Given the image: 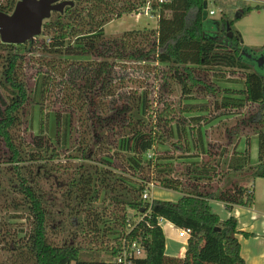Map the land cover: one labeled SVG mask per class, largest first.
<instances>
[{"label": "trees", "instance_id": "1", "mask_svg": "<svg viewBox=\"0 0 264 264\" xmlns=\"http://www.w3.org/2000/svg\"><path fill=\"white\" fill-rule=\"evenodd\" d=\"M16 1L0 0V12L10 13ZM70 1L44 20L33 39L0 40V212H23L5 223L22 226L3 230L0 220V264H111L122 237L140 239L145 255L136 264H246L236 218L221 219L209 201L227 210L250 207L253 193L240 182L245 176L264 178V75L241 53L264 55V45L259 52L242 48L225 8L211 20L207 0ZM146 3L157 14L155 28L106 37L107 23ZM258 8L243 6L242 12ZM160 65L171 85L165 78L155 85ZM234 70L241 72L239 89L228 86L237 82L230 77ZM198 72H210L211 80L206 83ZM148 79L158 87L159 100L150 98ZM173 86L181 101L192 98V86L207 92L217 113L201 114L210 111L205 103L185 110L200 114L185 116L165 98L164 90L170 93ZM229 115L236 117L233 124L221 119ZM215 121L218 131L205 128ZM166 146L181 153L159 152ZM61 154L100 166L75 168L61 191L52 193L64 203L53 212L43 175ZM149 183L180 197L144 201ZM159 219L189 230L182 258L165 254ZM106 238L114 241L103 246L108 259L88 256Z\"/></svg>", "mask_w": 264, "mask_h": 264}, {"label": "rangeland", "instance_id": "2", "mask_svg": "<svg viewBox=\"0 0 264 264\" xmlns=\"http://www.w3.org/2000/svg\"><path fill=\"white\" fill-rule=\"evenodd\" d=\"M213 8V6L211 4L207 5V11H208V18L211 20H218V13H216L215 15H210L209 14V10ZM142 10V9H141ZM141 10H139L138 12H134L131 14H124L122 15L120 18L115 19L109 23H107L104 26V33L106 35V37H111V36H119L122 33L126 32V31H130L132 29H142L144 27H148V28H155L156 24H157V14L153 13L152 16H144L139 15L141 14ZM213 33V32H212ZM214 34L220 35L218 32H214ZM255 38V37H253ZM259 52L262 47L259 48H254ZM85 59V58H84ZM249 59V58H248ZM250 64H252L254 66V70L261 74L264 75V69L260 70L261 67H259L255 61H250ZM128 65H132V63H127ZM166 70L165 67L163 65H160L157 69L158 73L156 74V80H154L155 85H158V82L160 81V79H162L164 77V72H160L161 70ZM207 74H205V72H198L197 74L200 75V77H202L204 79V81L207 83V81H210L211 79L209 78V73L210 72H206ZM232 74L230 75V77L232 79H235L234 84H228L229 87H234V89H239L241 87V84L239 82H241V72L239 70H234L233 72H231ZM133 77L136 78L137 76H135V74H133ZM167 79V78H165ZM168 84H167V82ZM165 81L166 85H171V82H169V79H167ZM148 85V90L150 92V98L154 99V100H159V90L158 87L156 88V86L154 85L153 88V83L150 79L147 80ZM173 85V84H172ZM197 87L192 86L191 87V92L190 95H192V98L189 100H183L181 101L180 98V90L178 88V86H173L172 90L170 91V93H167L166 90H164V92L166 93V97L170 103H172L176 109L179 111L184 112L183 114H185V116L189 117V116H193V115H197L200 114L199 111H192V112H185V110L187 108H191L192 110L199 108V107H195V105H201V104H205L207 103V108H210V111H203L201 112V114L204 115H208L211 116V114H215L217 113L216 111H213V108L211 107L212 105L209 104L208 99L209 96L207 94V92H203L200 89L196 90ZM49 106H53L50 103L48 104ZM153 105V103H152ZM188 105V106H187ZM155 106V104H154ZM243 112L248 113L247 108L243 109ZM233 115V114H232ZM222 116L221 119L223 121L226 122V124H233L235 122V116ZM237 115V114H236ZM38 123H39V117H38V112L37 109L34 111L33 113V118H32V125H33V129L34 131H37L38 129ZM216 123L217 121L213 122L210 125H207L205 128L210 130V129H215L214 131L217 130L216 127ZM210 128V129H209ZM218 131V130H217ZM49 134L51 136L54 135V122L53 119H50L49 122ZM209 139V138H208ZM213 139H217L219 140V136L217 135V133H213ZM221 142L226 143L227 139L225 137H221L220 138ZM254 140V138L252 139V141ZM242 142H240L239 146H242ZM159 152L163 151L166 149V151L171 154V155H178L179 153H181L180 150H174L173 147H159ZM82 165L83 167H89V168H94V166H100V164H97L96 162L90 161V160H86V159H82V158H76V157H68L66 154H61V157L57 160H54L53 162L50 163V165H48L47 167V171L44 173L43 178H44V189L49 190V199H50V203L52 204L51 210L54 211H60V209H63L64 207V203L57 197V195H53L52 193H54V191H61L60 186L61 185H65V179L72 174V172L75 170V168H77L78 166ZM178 167V166H176ZM245 176V175H243ZM242 177V176H240ZM244 178H250V176H245ZM240 179V178H239ZM150 194H151V198L152 199H165V200H175L176 198H178L179 193L175 192V191H171V190H166V189H162L158 186H155L153 188H151L150 190ZM170 198V199H169ZM209 203H211L212 206V211L213 210H217L218 214H220L219 212L221 211L220 209H218L220 202H218L217 200H210ZM98 206L101 207L103 206L102 202L99 201ZM109 209V208H108ZM225 211H227V209L224 208ZM66 211V210H65ZM23 214L22 211L20 210H12L10 209L8 211V213L5 212H0V220H1V224L3 225V230L5 229V227H16V226H22L20 222H17L16 224H10L5 226V223H7V216L10 215H16V216H21ZM58 219V215L56 216ZM12 220V219H11ZM73 220V219H72ZM67 222H71L70 217L66 218ZM9 222V223H13ZM8 223V224H9ZM26 224V223H25ZM16 225V226H15ZM67 229H73L69 224H67ZM161 229H162V233L164 236V239H168L170 237H172L173 239H175L177 242H179L180 244H183L184 246H187V236H178V232L180 230V228L175 225L174 223L170 222V221H165L161 224ZM3 237L2 235L0 236V238ZM252 237V236H250ZM100 241H97V246H96V252H92L90 251L88 256H93L95 259H108L107 253L104 252L103 250V246L105 247H111V245L114 244V241L111 238H106L104 240V244L101 245L99 243ZM184 255L182 256H170V257H177V258H182Z\"/></svg>", "mask_w": 264, "mask_h": 264}, {"label": "crops", "instance_id": "3", "mask_svg": "<svg viewBox=\"0 0 264 264\" xmlns=\"http://www.w3.org/2000/svg\"><path fill=\"white\" fill-rule=\"evenodd\" d=\"M207 2L213 6L209 11H214L213 15L218 13L217 19L222 16V13L233 19V28L239 32L242 38V48L254 51L256 50L254 48L264 45V0H207ZM255 5H260L261 8L252 9L248 13L242 12L240 17H235V13L243 6L253 7ZM222 8L225 9L221 13ZM250 155L252 164H256L258 161L256 140L251 143ZM240 184L251 188L254 196L252 205L250 207L234 205L230 210L225 211L224 205L220 203L221 205L218 207L221 210L220 214L217 210H213V212L218 214L221 219H227L230 216L236 218L238 230L236 238L240 243V255L245 263L264 264V178H244ZM178 198L171 201H176ZM209 204L211 206V203ZM165 221L167 220L159 219L160 226ZM244 232L250 235L245 236ZM185 250L186 245L180 244L172 237L165 240L167 256L180 257L184 255Z\"/></svg>", "mask_w": 264, "mask_h": 264}, {"label": "water", "instance_id": "4", "mask_svg": "<svg viewBox=\"0 0 264 264\" xmlns=\"http://www.w3.org/2000/svg\"><path fill=\"white\" fill-rule=\"evenodd\" d=\"M66 5H72L70 0H17L10 13L0 12V40L2 43L22 44L41 33L44 20L52 12H62ZM242 9L235 13L240 17ZM248 58H253L259 67L264 63V55L252 57V54L241 52Z\"/></svg>", "mask_w": 264, "mask_h": 264}, {"label": "built area", "instance_id": "5", "mask_svg": "<svg viewBox=\"0 0 264 264\" xmlns=\"http://www.w3.org/2000/svg\"><path fill=\"white\" fill-rule=\"evenodd\" d=\"M166 0H158L159 3H162ZM141 14L144 16H152L153 12L150 9V3H146V5L142 8ZM210 15L214 14V11H209ZM155 187L153 183H149L148 187L143 191L141 198L144 201L151 202L152 198L150 197V190L151 188ZM144 215H140L134 219V221L138 222L144 218ZM129 230V229H128ZM179 236H187L189 235L188 229H180L178 232ZM145 252L144 248L141 245L140 239L137 238H127L122 237L120 247L118 253L112 260L111 264H136L135 261L144 257Z\"/></svg>", "mask_w": 264, "mask_h": 264}]
</instances>
